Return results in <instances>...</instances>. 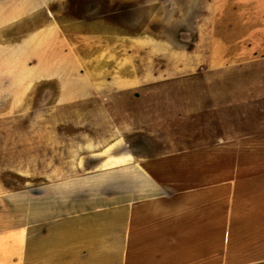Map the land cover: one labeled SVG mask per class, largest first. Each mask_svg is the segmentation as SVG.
<instances>
[{"label":"rangeland","instance_id":"obj_1","mask_svg":"<svg viewBox=\"0 0 264 264\" xmlns=\"http://www.w3.org/2000/svg\"><path fill=\"white\" fill-rule=\"evenodd\" d=\"M230 2L0 0V199L4 204L11 209L14 198L23 207L18 192L23 195V190L51 183L47 175L55 174L50 172L55 166L69 168L77 160L65 153L70 146L75 150L85 144L89 156L78 159L85 163L84 157H89V170H94H79L77 180L96 182L109 170L100 167L102 160L122 154L132 142L149 158V165L160 167L161 176L169 174L167 168L171 174L187 170L193 178L189 184L196 188L205 183L194 169V156L183 163L191 143V152L201 143L264 148V0H250L242 10ZM144 33L154 42L135 43ZM64 37L86 49L75 53L90 71L60 54ZM107 45L118 50L120 58L103 48ZM210 71H217L216 77ZM65 102L69 106L62 107ZM54 150L64 154L54 156ZM96 163L98 167H92ZM38 165L45 172L34 169ZM144 179V185H150ZM213 182L208 185L219 183ZM67 185L55 187L66 192ZM213 253L214 246L209 251Z\"/></svg>","mask_w":264,"mask_h":264},{"label":"crops","instance_id":"obj_2","mask_svg":"<svg viewBox=\"0 0 264 264\" xmlns=\"http://www.w3.org/2000/svg\"><path fill=\"white\" fill-rule=\"evenodd\" d=\"M244 1L231 0L229 4L242 10L250 0ZM147 35L137 36L135 43H151L154 39ZM62 40L65 46L60 54L77 61L75 52H86L73 39ZM103 48L110 54L119 52L108 45ZM77 64L84 71L91 69L85 60ZM210 72L213 77L217 71ZM140 144L145 142L140 140ZM85 146L69 149L78 157L89 156ZM210 146L201 143L191 152V143L183 162L194 156V169L203 175L200 179L205 183L200 188L189 184L193 178L184 169L171 174L167 168L169 174L161 176L160 167L149 165V158L132 142L122 150L129 160L112 166L94 183L77 180L79 170L94 171L86 162L89 157H84L87 166L83 163L82 169L73 164L69 168L55 166L50 170L55 174L47 175L51 183L34 191L23 190V195L17 193L24 208L17 209L14 195L11 209L0 199V213L6 215H0V264H264V148ZM70 151L66 147L67 155ZM26 166L25 162L23 168ZM36 170L45 172L42 165ZM64 171L69 173H59ZM101 177L113 181L100 182ZM145 177L150 185H144ZM213 180L219 182L215 187L208 185ZM64 182L68 190L57 191L55 186ZM212 246L214 253L209 254Z\"/></svg>","mask_w":264,"mask_h":264},{"label":"bare ground","instance_id":"obj_3","mask_svg":"<svg viewBox=\"0 0 264 264\" xmlns=\"http://www.w3.org/2000/svg\"><path fill=\"white\" fill-rule=\"evenodd\" d=\"M188 91V90H187ZM180 93V92H179ZM193 96V95H192ZM190 97V96H189ZM205 98V97H204ZM192 100V99H191ZM205 100V99H204ZM197 101V100H196ZM196 104H198L197 102H195ZM129 119H131V118H129ZM101 122V121H100ZM50 130V129H49ZM69 131V130H68ZM67 131V132H68ZM45 137V136H44ZM86 141H87V144H89V145H91V140H90V138H87L86 139ZM116 141V140H115ZM122 141V140H121ZM121 141H119V143H121ZM123 142V141H122ZM108 143V142H107ZM121 145V144H120ZM109 150V149H108ZM108 150H106V151H108ZM55 151V150H54ZM123 153V152H122ZM56 156H59V155H63V153L62 152H59V151H55V153H54ZM69 155H71V157H75V158H77L78 156H76V155H79V154H77V153H75L74 151H70V153H69ZM80 159V158H79ZM79 159H77L76 161H73L71 164H73L74 165V167L75 168H78V169H82V167H83V162L81 161V159L79 160ZM129 159H128V157L126 156V155H124V154H120V153H115V155L114 154H111V155H109L108 157H106V158H104L103 160H102V162H101V165H100V167H102V169H108L109 168V170H110V167H112V166H115V165H119V164H123V163H126V161H128ZM133 162V161H132ZM130 164V163H129ZM98 167V166H97ZM34 169H38V167L36 166V167H34ZM1 171V170H0ZM3 172V171H2ZM1 172V173H2ZM13 172V171H12ZM98 172V169L96 170V173ZM101 172V171H100ZM70 178V177H69ZM30 185H32V184H30ZM1 194V193H0ZM4 194V193H3ZM10 194V193H9ZM3 196V195H2ZM3 197H5V196H3ZM21 201H23V200H21ZM1 204H4V203H1ZM21 206L19 205V208L17 207V209H21L20 208ZM23 208V207H22Z\"/></svg>","mask_w":264,"mask_h":264}]
</instances>
